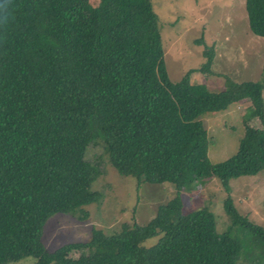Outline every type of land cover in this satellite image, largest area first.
<instances>
[{
    "label": "trees",
    "instance_id": "1",
    "mask_svg": "<svg viewBox=\"0 0 264 264\" xmlns=\"http://www.w3.org/2000/svg\"><path fill=\"white\" fill-rule=\"evenodd\" d=\"M44 2L11 0L0 20V264H237L241 243L217 232L208 201L184 211L181 192L215 180L234 232L264 250V227L242 217L229 194L231 181L264 175V64L261 81L227 79L221 90L191 84L194 70L171 82L151 0ZM244 7L250 32L264 38V0ZM238 104L248 106L237 151L212 164L203 118ZM250 118L262 127L248 126ZM91 146L120 176L170 185L176 195L145 225L93 230L88 242L50 252L47 221L84 218L101 201L92 190L99 166L85 157ZM71 250L77 260L67 258Z\"/></svg>",
    "mask_w": 264,
    "mask_h": 264
},
{
    "label": "rangeland",
    "instance_id": "2",
    "mask_svg": "<svg viewBox=\"0 0 264 264\" xmlns=\"http://www.w3.org/2000/svg\"><path fill=\"white\" fill-rule=\"evenodd\" d=\"M39 1L45 4V0ZM89 2L96 5L98 0ZM151 2L159 18L163 60L171 82L180 81L190 70L195 71L189 75L190 83L205 85L209 90H221L227 79L236 83L261 81L264 38L255 37L250 32L244 0ZM45 23L48 27L54 25L51 19ZM207 53L212 55L211 59ZM208 61H211L209 71L201 72ZM247 106L233 105L225 112L203 118L210 141L207 155L212 164L226 161L236 153L243 133L240 120ZM248 126L262 127L258 120L251 121ZM85 157L99 166L101 175L93 183L92 190L100 192L101 201L85 207L84 218L77 214L73 217L59 214L50 218L42 235V243L50 252L63 245L88 242L93 230L112 235L119 232L123 224L145 225L159 205L176 195V190L170 185H138L133 178L120 176L101 157L97 147L91 146ZM229 194L242 217L264 227V175L231 181ZM226 197L227 193L216 180L207 185H191V190L181 192L185 212L194 211L208 201L217 232L230 231L239 239L242 250L237 264H264V250L252 236L234 232L223 210ZM79 255L78 250H71L67 258L77 260ZM11 264H35V259L27 257Z\"/></svg>",
    "mask_w": 264,
    "mask_h": 264
},
{
    "label": "clouds",
    "instance_id": "3",
    "mask_svg": "<svg viewBox=\"0 0 264 264\" xmlns=\"http://www.w3.org/2000/svg\"><path fill=\"white\" fill-rule=\"evenodd\" d=\"M11 7V0H0V20L6 19Z\"/></svg>",
    "mask_w": 264,
    "mask_h": 264
}]
</instances>
